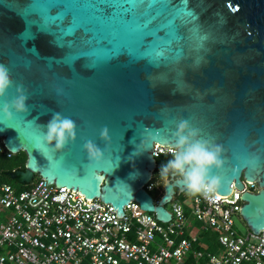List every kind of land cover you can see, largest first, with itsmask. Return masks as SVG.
I'll return each mask as SVG.
<instances>
[{
    "label": "water",
    "instance_id": "1",
    "mask_svg": "<svg viewBox=\"0 0 264 264\" xmlns=\"http://www.w3.org/2000/svg\"><path fill=\"white\" fill-rule=\"evenodd\" d=\"M0 64L14 81L0 108L16 84L28 96L29 113L0 124L4 147L26 154L12 179L39 175L110 203L119 217L134 200L166 222L165 204L184 187L170 175L154 203L144 188L151 151L174 144L188 120L222 148L216 193L241 189V176L258 183L241 194L240 214L253 233L264 230V0H0ZM55 112L76 134L52 152L37 138ZM89 140L103 152L91 167Z\"/></svg>",
    "mask_w": 264,
    "mask_h": 264
},
{
    "label": "built area",
    "instance_id": "2",
    "mask_svg": "<svg viewBox=\"0 0 264 264\" xmlns=\"http://www.w3.org/2000/svg\"><path fill=\"white\" fill-rule=\"evenodd\" d=\"M169 147L154 142L156 166L159 158L172 157ZM0 152L12 154L1 139ZM29 183L22 190L0 183V264H264V230L253 233L240 214L241 194L260 186L242 176L243 187L232 183L228 195L176 191L170 207L165 204L171 214L166 222L134 200L119 217L98 197L40 176ZM163 185L151 177L144 188L161 198Z\"/></svg>",
    "mask_w": 264,
    "mask_h": 264
},
{
    "label": "clouds",
    "instance_id": "3",
    "mask_svg": "<svg viewBox=\"0 0 264 264\" xmlns=\"http://www.w3.org/2000/svg\"><path fill=\"white\" fill-rule=\"evenodd\" d=\"M13 86L14 81L9 68L0 64V97H6L7 90ZM15 90V97L10 101L5 99L0 108L2 113L0 124L7 125V122L13 119L14 113L23 115L29 113L26 104L27 90L21 84H16ZM38 127L41 128V126ZM43 128L46 131H43L37 140L52 152L63 149L68 142L75 139V122L59 112L53 113L52 118ZM100 139L106 146L110 142L107 127L101 129ZM172 140L174 144H170L168 148L172 158L161 165L160 178L167 180L170 175L174 178L178 177V182L188 194L212 197L219 186V177L212 175V170H219L224 164L221 146L202 138L200 130L191 127L188 120L179 121L176 130L172 133ZM83 148L87 153L88 167L99 163L103 158L102 150L91 140L86 141ZM134 154L138 155L139 152Z\"/></svg>",
    "mask_w": 264,
    "mask_h": 264
},
{
    "label": "trees",
    "instance_id": "4",
    "mask_svg": "<svg viewBox=\"0 0 264 264\" xmlns=\"http://www.w3.org/2000/svg\"><path fill=\"white\" fill-rule=\"evenodd\" d=\"M2 144V141H1ZM3 145V144H2ZM4 151H6L4 149ZM172 157H162L157 160V166L155 170L153 171V180L159 179L160 182L164 183L165 180H162L160 178V168L161 165L166 164L168 160H170ZM25 160H26V154L24 151H19L17 153H12L11 156H7L5 152H0V183H8L12 185L16 190H22L24 188H27L30 183H19L16 179H12L9 175V171H14L17 169H24L25 168ZM36 177H39V175H36ZM169 178V177H168ZM151 195L159 200V196H157L156 192H151ZM205 237L211 236L212 234L210 232H204ZM209 248L211 250H214L215 247L213 245H209Z\"/></svg>",
    "mask_w": 264,
    "mask_h": 264
},
{
    "label": "rangeland",
    "instance_id": "5",
    "mask_svg": "<svg viewBox=\"0 0 264 264\" xmlns=\"http://www.w3.org/2000/svg\"><path fill=\"white\" fill-rule=\"evenodd\" d=\"M166 181V180H165ZM166 207H170V205L169 204H166ZM235 226L237 227V228H239L240 230H242V231H244L245 230V227H244V225L238 220V219H235Z\"/></svg>",
    "mask_w": 264,
    "mask_h": 264
}]
</instances>
